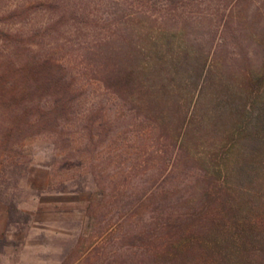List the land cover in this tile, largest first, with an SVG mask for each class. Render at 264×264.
<instances>
[{
    "label": "trees",
    "instance_id": "1",
    "mask_svg": "<svg viewBox=\"0 0 264 264\" xmlns=\"http://www.w3.org/2000/svg\"><path fill=\"white\" fill-rule=\"evenodd\" d=\"M183 3L0 0V203L13 205V192L31 165L26 142L40 135L53 137L56 151L76 152L79 158L94 152L92 157L102 161L106 154L134 150L140 157L131 166L133 172L141 164L147 166L155 156L160 158L159 163L166 162L167 156L168 161L176 158L189 137L201 94L191 109L185 93L189 83L182 76L191 80L195 89L212 72L207 59L213 39L204 47L184 34L196 47L176 48L177 31L170 34L162 28L165 24H181L185 30L192 25L174 13ZM236 3L227 0L230 8L216 25L219 28L223 22V32L218 36L222 47L229 40L226 31L234 22ZM262 80L246 74L245 89L249 92L227 86L221 88V95L210 98L208 117L214 123L221 120L230 124L235 157L232 173L246 187L259 183L258 175L264 170V92L253 96L254 86ZM92 81L102 87L108 99L93 98L92 90L86 89ZM181 86L186 89L183 93ZM251 98L254 107L250 109ZM94 159L88 162L89 172L85 174L107 180L101 172L105 166ZM85 165L82 160L75 164L77 168ZM162 174L156 177L161 179L156 188L152 189L151 183L135 195L127 192L129 178L124 179L123 187L115 182L98 189L108 203L116 197L127 200L116 210L113 222L119 228L130 223L133 215L147 213L146 209L148 215L152 213L153 220L142 221L137 234L129 237L127 250L131 255L143 260L161 258L158 264H178L196 248L208 263L264 264V209L259 206L264 199L259 191L221 187L206 192L205 198L218 201L221 208L205 224L206 231L187 234L175 221L183 214L175 216L163 205L170 198L164 187L167 176ZM246 204L256 208L251 217ZM93 207L91 201L88 215H92ZM155 238L164 241L155 246Z\"/></svg>",
    "mask_w": 264,
    "mask_h": 264
},
{
    "label": "rangeland",
    "instance_id": "2",
    "mask_svg": "<svg viewBox=\"0 0 264 264\" xmlns=\"http://www.w3.org/2000/svg\"><path fill=\"white\" fill-rule=\"evenodd\" d=\"M184 1L174 13L181 14L192 25L185 30L181 24L162 26L170 34L177 31L174 46H192L184 34H189L192 40L196 39L194 43L199 41L204 47L210 46L212 39L213 44L207 59L208 66L212 67L208 79L194 89L191 80L182 76L186 84L189 83V88L186 91L181 86L180 90L182 93L186 91L191 109L199 94H202L182 150H179L175 159L171 157L168 161L167 156L164 163H159L160 158L152 157L147 166L141 164L138 171L133 172L131 166L140 157L134 150L120 155L109 153L100 161V158L92 157L94 152L83 153L79 158L76 152L56 151L51 136L40 135L28 139L26 148L31 164L29 171L13 192V205L0 203V264H106L109 260L111 264L161 262L158 257L143 260L127 250L130 249L127 246L129 237L137 234L142 221L151 218L152 213L148 215L149 209H146L147 213L143 211L138 215L141 220L133 215L128 220L133 225L125 223L119 228L113 222L116 210L119 203L121 205L127 200L122 201L116 197L108 203L99 195L98 189L103 184L111 187L116 182L123 187V181L127 178L130 180L127 192H134L135 195L151 183L152 189L156 188L157 182L161 180H156V177L162 171V175L167 176L164 187L170 198L163 205L167 211L172 210L175 216L183 214L180 220L175 221L187 234L205 230V224L221 208L218 201L205 198L206 192L228 187L229 191H233V188L243 189L242 192L259 191L264 199V170L258 175L259 183H251L247 187L240 185L232 173L235 157L232 153L234 147H231L233 137L230 136V124H222L221 120L214 123L208 117L212 105L210 98L215 94L221 95L222 87L228 86L243 93L250 91L249 88L245 89L246 74L263 77L262 82L254 86L253 96L264 92V0H237L234 22L226 31L229 40L224 47L221 46V36L218 38L223 32V22L219 28L216 25L221 14L230 8L227 0ZM86 86L87 90H92L95 100L99 96H102V100L108 99L109 95H103L102 87L96 82L92 81ZM249 104L250 109L254 107L252 98ZM112 114L111 118L114 116ZM120 118L128 120L127 116ZM121 130H124V126L120 127ZM93 159L105 166L101 172L107 176V180L92 179L85 174L89 172L88 162ZM80 160L87 165L77 168L75 164ZM179 195H182L181 198H178ZM91 201L94 207L92 215H88L87 206ZM246 205L249 216H253L256 208ZM259 206L264 209V201ZM121 217H124V213ZM153 241L155 246H159L164 240L155 238ZM207 260L193 248L187 258L179 260L178 264H204Z\"/></svg>",
    "mask_w": 264,
    "mask_h": 264
}]
</instances>
